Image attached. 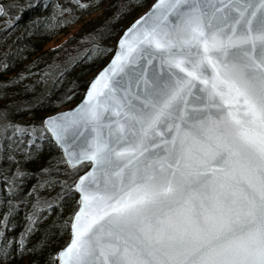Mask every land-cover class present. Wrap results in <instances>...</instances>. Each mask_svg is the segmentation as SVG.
<instances>
[{
  "label": "snow or ice",
  "instance_id": "1",
  "mask_svg": "<svg viewBox=\"0 0 264 264\" xmlns=\"http://www.w3.org/2000/svg\"><path fill=\"white\" fill-rule=\"evenodd\" d=\"M37 127L76 177L59 264H264V0H155Z\"/></svg>",
  "mask_w": 264,
  "mask_h": 264
},
{
  "label": "trees",
  "instance_id": "2",
  "mask_svg": "<svg viewBox=\"0 0 264 264\" xmlns=\"http://www.w3.org/2000/svg\"><path fill=\"white\" fill-rule=\"evenodd\" d=\"M151 2L0 0V264H57L55 253L67 243L70 227L61 234L55 225L78 199H58L61 181L76 177L37 126L82 98L118 36ZM60 35L65 40L48 47Z\"/></svg>",
  "mask_w": 264,
  "mask_h": 264
},
{
  "label": "water",
  "instance_id": "3",
  "mask_svg": "<svg viewBox=\"0 0 264 264\" xmlns=\"http://www.w3.org/2000/svg\"><path fill=\"white\" fill-rule=\"evenodd\" d=\"M155 2V0H153V2L149 5V7L142 13V14H140L137 18H135L124 30H123V32L121 33V35L119 36V38L117 39V42H116V45H115V49H114V51H113V53H112V55H111V57H110V59L107 61V63L98 71V72H96V74L91 78V80L101 71V70H103L108 64H109V62L111 61V59L113 58V56L115 55V52L117 51V48H118V41H119V39H120V37L123 35V33H124V31L136 20V19H138L141 15H143L145 12H147L148 11V9L151 7V5L153 4ZM0 7H2L3 8V6H2V4H0ZM2 13L3 12H0V16L2 15ZM150 68L152 67V66H149ZM91 80L89 81V83L91 82ZM88 83V84H89ZM87 88V87H86ZM85 91H86V89H85ZM85 91H84V94H85ZM84 94H83V96H84ZM83 96H82V98L76 103V104H74L73 106H71V107H69V108H67V109H63V110H58V111H56V112H59V111H66V110H68V109H70V108H73V107H75L82 99H83ZM56 112H54V113H52V114H49V115H47V116H50V115H53V114H55ZM49 136H50V138H51V140L55 143V145L58 147V149L61 151V154H62V156H63V149L59 146V145H57L56 144V142H55V139L51 136V134L50 133H47ZM64 159V158H63ZM66 164V163H65ZM86 164H89V167H90V163H87L86 162ZM81 174H83V173H81ZM69 239H70V237H69ZM69 239H68V241H69ZM57 264H59V262H58V260H57Z\"/></svg>",
  "mask_w": 264,
  "mask_h": 264
},
{
  "label": "rangeland",
  "instance_id": "4",
  "mask_svg": "<svg viewBox=\"0 0 264 264\" xmlns=\"http://www.w3.org/2000/svg\"><path fill=\"white\" fill-rule=\"evenodd\" d=\"M96 12H97L96 14L99 13L98 11H96ZM96 14H95L94 16H96ZM77 29H78V27L75 26V27H73V28L71 29L70 32L73 33V32H75ZM65 38H66V36H63V35L58 36L57 38H55L53 41H51V42L48 44V47H54V46L59 45L60 43H62V42L65 40ZM93 76H94V75H93ZM64 109H67V108H64ZM60 110H63V109H60Z\"/></svg>",
  "mask_w": 264,
  "mask_h": 264
}]
</instances>
